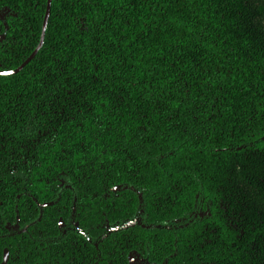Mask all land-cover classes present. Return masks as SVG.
I'll return each instance as SVG.
<instances>
[{"label":"trees","instance_id":"1","mask_svg":"<svg viewBox=\"0 0 264 264\" xmlns=\"http://www.w3.org/2000/svg\"><path fill=\"white\" fill-rule=\"evenodd\" d=\"M46 3L0 0L18 14L3 69L38 44ZM60 172L78 191L92 172L181 191L153 220L201 192L214 215L178 232V263L264 264V0H52L36 57L0 76V191H57Z\"/></svg>","mask_w":264,"mask_h":264},{"label":"flooded vegetation","instance_id":"2","mask_svg":"<svg viewBox=\"0 0 264 264\" xmlns=\"http://www.w3.org/2000/svg\"><path fill=\"white\" fill-rule=\"evenodd\" d=\"M17 15L7 6L0 8V43L7 38L8 18ZM40 41L41 36L33 51ZM32 52L15 68L3 69L0 63V71L17 69ZM33 59L19 72L0 76L20 73ZM92 173L90 191L73 188L64 172L55 176L57 191L52 186L55 191H0V264H179L178 232L200 224L204 231L209 228L213 204L201 192L182 215L153 220L166 208L165 202L177 198L171 193L181 191H169L163 199L133 184H110L106 175ZM156 231L169 232L172 239L157 245L148 234ZM186 240L190 245L197 241ZM203 241L209 243V237Z\"/></svg>","mask_w":264,"mask_h":264},{"label":"water","instance_id":"3","mask_svg":"<svg viewBox=\"0 0 264 264\" xmlns=\"http://www.w3.org/2000/svg\"><path fill=\"white\" fill-rule=\"evenodd\" d=\"M50 5H51V0H47V10L45 13V17H44V21H43V27H42V35H41V41L39 43V45L37 46V48L32 52V54L15 70L13 71H6V72H2L0 71V74L2 75H10V74H14L19 72L31 59H33L35 57V55L37 54L38 50L40 49L42 42H43V37H44V33H45V29L47 26V22H48V18H49V14H50Z\"/></svg>","mask_w":264,"mask_h":264}]
</instances>
